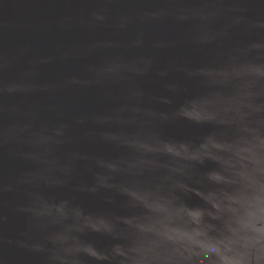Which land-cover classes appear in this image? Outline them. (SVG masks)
<instances>
[{
  "label": "water",
  "instance_id": "obj_1",
  "mask_svg": "<svg viewBox=\"0 0 264 264\" xmlns=\"http://www.w3.org/2000/svg\"><path fill=\"white\" fill-rule=\"evenodd\" d=\"M0 264H264V0H0Z\"/></svg>",
  "mask_w": 264,
  "mask_h": 264
}]
</instances>
